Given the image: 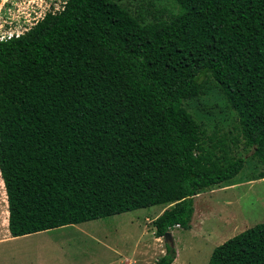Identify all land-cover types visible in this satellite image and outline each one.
<instances>
[{"label": "trees", "instance_id": "obj_1", "mask_svg": "<svg viewBox=\"0 0 264 264\" xmlns=\"http://www.w3.org/2000/svg\"><path fill=\"white\" fill-rule=\"evenodd\" d=\"M172 1L176 15L145 23L118 0H66L0 41L11 237L154 206L165 207L157 238L189 230L194 197L245 163L224 139L207 145L185 107L211 82L264 180V0ZM176 259L166 243L153 264ZM207 264H264V222L215 247Z\"/></svg>", "mask_w": 264, "mask_h": 264}, {"label": "rangeland", "instance_id": "obj_2", "mask_svg": "<svg viewBox=\"0 0 264 264\" xmlns=\"http://www.w3.org/2000/svg\"><path fill=\"white\" fill-rule=\"evenodd\" d=\"M65 1L0 0V37L10 31L5 23L9 22L7 17L14 22L11 30L22 27V31L29 26L26 21L33 23L39 15L61 9ZM118 3L133 15L141 14L145 23L159 18L161 12L164 19L178 13L172 0H118ZM27 6L36 11L34 18L28 17ZM9 7L11 10H7ZM18 18L19 22H15ZM185 107L204 132L207 145L211 144L209 138L213 143L224 139L231 154L245 160L243 170L230 183L194 197L189 230L175 227L170 231L172 243L157 238L153 221L165 207L154 206L22 237L7 245L0 264H10L11 247L18 264H153L165 254L166 243L175 248L174 264H207L215 247L264 222V180H254L262 166L250 158V149L243 148L236 114L224 95L211 82ZM237 137L239 143L233 144ZM5 210L6 195L0 178V216Z\"/></svg>", "mask_w": 264, "mask_h": 264}, {"label": "crops", "instance_id": "obj_3", "mask_svg": "<svg viewBox=\"0 0 264 264\" xmlns=\"http://www.w3.org/2000/svg\"><path fill=\"white\" fill-rule=\"evenodd\" d=\"M5 221H6V224L5 226H3ZM22 237H26V236H22ZM22 237H11L8 231V209H7V201H6V210L5 212H3V215L0 216V260H4L3 258H5V251L3 250L7 249V245L20 241ZM10 255H11L10 264H18L17 255L14 254V250L12 249V247L10 248Z\"/></svg>", "mask_w": 264, "mask_h": 264}, {"label": "built area", "instance_id": "obj_4", "mask_svg": "<svg viewBox=\"0 0 264 264\" xmlns=\"http://www.w3.org/2000/svg\"><path fill=\"white\" fill-rule=\"evenodd\" d=\"M26 9H27L26 13L28 14V17L32 16V18H34L36 16V11L32 7L30 9L27 6ZM62 9H63V6L61 7V9H57V11L62 10ZM7 10H11V7H9ZM49 12L54 13L56 11H49ZM45 14L46 13H43V14L39 15L38 18L33 20V23H29V22L26 21V23H28L29 26L23 28L22 31H21L22 27L20 29L16 30V31L15 30H11V27L13 26L14 22L12 21L11 18L7 17L6 20H9V22H5V23L8 24V27H9L10 31L1 33L2 36L0 37V41L1 40H5V39H10L12 37H18V36L22 35L24 32L28 31L32 26H34L37 22L41 21L44 18ZM15 22H19V18L16 19ZM2 28H3V25H2ZM176 227L179 228V226H176Z\"/></svg>", "mask_w": 264, "mask_h": 264}, {"label": "water", "instance_id": "obj_5", "mask_svg": "<svg viewBox=\"0 0 264 264\" xmlns=\"http://www.w3.org/2000/svg\"><path fill=\"white\" fill-rule=\"evenodd\" d=\"M164 238H165V240H169V242L172 243V235H171L170 232H169V233H166L165 236H164ZM171 246H172V245H171Z\"/></svg>", "mask_w": 264, "mask_h": 264}, {"label": "clouds", "instance_id": "obj_6", "mask_svg": "<svg viewBox=\"0 0 264 264\" xmlns=\"http://www.w3.org/2000/svg\"><path fill=\"white\" fill-rule=\"evenodd\" d=\"M64 5V4H63Z\"/></svg>", "mask_w": 264, "mask_h": 264}]
</instances>
